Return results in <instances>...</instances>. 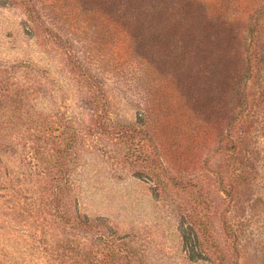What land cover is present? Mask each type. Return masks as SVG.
I'll return each instance as SVG.
<instances>
[{
  "label": "rangeland",
  "instance_id": "374dc122",
  "mask_svg": "<svg viewBox=\"0 0 264 264\" xmlns=\"http://www.w3.org/2000/svg\"><path fill=\"white\" fill-rule=\"evenodd\" d=\"M0 264H264V0H0Z\"/></svg>",
  "mask_w": 264,
  "mask_h": 264
}]
</instances>
